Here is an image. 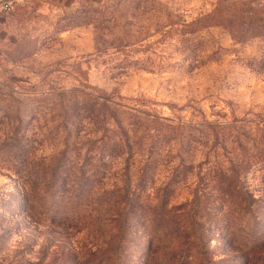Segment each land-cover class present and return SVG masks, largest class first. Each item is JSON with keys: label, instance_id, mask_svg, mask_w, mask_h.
I'll return each mask as SVG.
<instances>
[{"label": "rangeland", "instance_id": "obj_1", "mask_svg": "<svg viewBox=\"0 0 264 264\" xmlns=\"http://www.w3.org/2000/svg\"><path fill=\"white\" fill-rule=\"evenodd\" d=\"M14 1L0 23V264H264V0ZM119 127L131 149L102 161L86 201L25 203ZM241 155L231 188L259 208L248 248L249 217L209 185ZM125 163L129 198L114 201ZM187 212L203 239L184 252L167 228Z\"/></svg>", "mask_w": 264, "mask_h": 264}, {"label": "trees", "instance_id": "obj_2", "mask_svg": "<svg viewBox=\"0 0 264 264\" xmlns=\"http://www.w3.org/2000/svg\"><path fill=\"white\" fill-rule=\"evenodd\" d=\"M249 23L250 27L255 31L262 29L260 27L262 25H259V23H261L259 18H253ZM108 104L110 103L104 100L103 106H101L100 111L106 109L104 105ZM119 129L122 133V137H120L117 142L111 140H105L104 142L103 139L100 140V142H98V147L95 148L97 150V153H92L88 150L87 154H85V156L81 158L82 163L80 164L79 168L75 166L74 169H71L70 167L69 169L67 168L64 171L54 170L55 172L52 174L53 176L51 177L52 182H50V186L44 187L41 190H38L36 188L25 189V203L29 202V198L31 197L30 194H37L43 200H46L48 198H56L58 200L68 202L86 201L87 198L91 196V188L95 185V183H101L103 179H106L105 166L102 161L104 159L115 157L118 154L122 155L125 152L124 150H126V152H129V150L131 149L132 143L130 142L131 139L128 135V131L122 129L121 127H119ZM149 151L150 153L147 155V159L142 163V167L138 170L137 173L138 177L137 179H135V182H137L135 184L140 191L144 189V186L146 185L147 173L150 171L154 164L155 155L152 149H149ZM241 156L243 157H239L241 160L237 161L236 165H233L232 162L227 163V169H225V172L219 173L218 169H216V172H214V174L209 177V185L212 187L210 188V191H212L214 195H217V197H220V199H226L229 203V206L226 207L228 215H237L243 218L247 216L249 217V226L247 228L246 238L242 241V243H244V246L248 248L250 247V245H253L252 241L250 240L251 238H249V235H253V229L255 228V225L251 223L250 217L254 215V213L256 215V212L259 210V208H256L254 210V204L256 202L255 200H253L251 195L245 194V198H243L241 201H238V196L231 188L233 187V182L238 180V176L240 175V172H242L241 170L243 169V167H245L244 161L248 160L246 166L249 162V159L244 157V155ZM77 159H80L79 156H77ZM76 164H78V162H76L75 165ZM128 171L129 165L125 163L123 170H120V172L122 173L121 179L123 180V195L118 192L107 194L105 192V194L107 196H110V198H113L114 201L127 200L129 198L128 189L129 187H131L132 181L128 176ZM176 178L177 177H175L173 180H176ZM194 215V213L187 212L179 223L178 221L174 222V224H170L167 228L168 230H173L175 232L177 231L181 235H183L184 240L181 249H183L184 252L189 251L194 245L200 244L203 239L201 227L198 224V219L194 217ZM261 216L262 214L258 213V217L261 218ZM162 224V220L160 219V222L157 224L159 226L157 227V229H159L161 232H163ZM124 226L125 225L123 223H120L118 227L123 228ZM191 232L195 233L192 235ZM191 235L193 236V238L190 240ZM226 239L227 241H233L234 236L231 235Z\"/></svg>", "mask_w": 264, "mask_h": 264}, {"label": "built area", "instance_id": "obj_3", "mask_svg": "<svg viewBox=\"0 0 264 264\" xmlns=\"http://www.w3.org/2000/svg\"><path fill=\"white\" fill-rule=\"evenodd\" d=\"M14 0H0V12L6 16L10 15L14 11Z\"/></svg>", "mask_w": 264, "mask_h": 264}, {"label": "crops", "instance_id": "obj_4", "mask_svg": "<svg viewBox=\"0 0 264 264\" xmlns=\"http://www.w3.org/2000/svg\"><path fill=\"white\" fill-rule=\"evenodd\" d=\"M7 21H8L7 16L0 12V23H7Z\"/></svg>", "mask_w": 264, "mask_h": 264}]
</instances>
